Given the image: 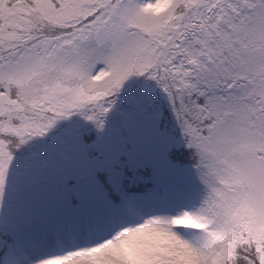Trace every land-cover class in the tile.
I'll use <instances>...</instances> for the list:
<instances>
[{
    "label": "snow or ice",
    "instance_id": "snow-or-ice-1",
    "mask_svg": "<svg viewBox=\"0 0 264 264\" xmlns=\"http://www.w3.org/2000/svg\"><path fill=\"white\" fill-rule=\"evenodd\" d=\"M144 227L148 264H264V0H0V264Z\"/></svg>",
    "mask_w": 264,
    "mask_h": 264
},
{
    "label": "clouds",
    "instance_id": "clouds-1",
    "mask_svg": "<svg viewBox=\"0 0 264 264\" xmlns=\"http://www.w3.org/2000/svg\"><path fill=\"white\" fill-rule=\"evenodd\" d=\"M156 234L155 228H139L137 231L128 234L126 233L121 237L122 240H129L131 243L136 245L137 257L134 259H125L117 261L116 264H148V261L141 259L146 254V247L150 243V239L154 238ZM120 248V242L117 241L115 244L111 245L109 251H117ZM101 264H104L102 261Z\"/></svg>",
    "mask_w": 264,
    "mask_h": 264
}]
</instances>
